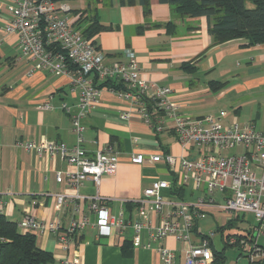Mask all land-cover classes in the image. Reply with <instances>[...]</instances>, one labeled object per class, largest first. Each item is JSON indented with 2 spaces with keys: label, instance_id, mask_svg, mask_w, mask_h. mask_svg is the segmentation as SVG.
I'll return each mask as SVG.
<instances>
[{
  "label": "crops",
  "instance_id": "obj_1",
  "mask_svg": "<svg viewBox=\"0 0 264 264\" xmlns=\"http://www.w3.org/2000/svg\"><path fill=\"white\" fill-rule=\"evenodd\" d=\"M74 11L86 8L73 7L76 0H64ZM100 1V0H99ZM104 10H97L100 24L107 28L95 37L96 47L108 56L109 64L122 60L125 49L137 54L141 77L150 85L173 89L172 102L187 117L195 118L211 112L226 110V124H254L264 128V43L248 46L247 40L237 39L216 44L208 32L206 18L180 20L173 9L158 0H149L150 14L144 13L139 0H106ZM12 2L0 0V202L3 214L19 225L26 215H32L46 224H56L58 231L48 229L34 233L37 246L54 257L53 264H160L156 250L136 246L133 231L114 232L109 238L99 239L95 229V216L90 213L88 199L68 202L58 209L56 195L71 193L64 183H58L57 173L65 177L74 170L60 156L39 157L26 149L31 141H54L68 147L75 146L77 137L72 128L71 115L77 112L78 98L70 91L69 80L46 71L33 70V62L23 56L16 33L7 34L5 27L12 19ZM174 22L176 29L169 33L166 24ZM189 65V69H184ZM225 84L213 92L211 82ZM51 98L52 109L41 105ZM66 105L69 111L64 110ZM128 101L119 99L111 89L104 88L99 106L86 116L84 148L90 156L107 146H112L120 156L115 175L104 176L100 186L87 181L80 189L85 197L99 195L114 201L137 200L153 182H176L179 199L196 200L198 193L191 180L184 181L180 157L185 153L177 141L172 122L156 133L137 115L121 119L130 110ZM146 156L172 155L176 164L164 162L135 165L130 162L134 154ZM186 155V154H185ZM171 189L165 195H171ZM175 196V195H173ZM108 204L109 213L117 215L122 210L118 202ZM128 219L139 218L136 205L123 208ZM208 215L225 214L208 209ZM153 224L157 216L147 212ZM246 215L242 217L244 220ZM254 216V215H253ZM90 217L91 225L79 231L68 250L59 243V233H64L74 219ZM198 222V232L200 231ZM197 228V226H196ZM250 227L243 235H247ZM148 239L147 233L142 242ZM197 229L193 242L199 241ZM258 246L264 247V235L250 236ZM237 239H232L233 243ZM131 241V255L123 254V244ZM248 241V240H247ZM231 242V241H230ZM183 260L186 244L168 237L161 243ZM242 253L251 260L245 250ZM259 259V258H258ZM257 259V260H258ZM256 260V261H257ZM241 261V260H240ZM239 262H236L238 264ZM226 264V262H225Z\"/></svg>",
  "mask_w": 264,
  "mask_h": 264
},
{
  "label": "built area",
  "instance_id": "obj_2",
  "mask_svg": "<svg viewBox=\"0 0 264 264\" xmlns=\"http://www.w3.org/2000/svg\"><path fill=\"white\" fill-rule=\"evenodd\" d=\"M12 19L5 27L7 34L16 33L23 56L33 62V70L46 71L69 80L70 91L78 98L77 112L71 115L73 132L77 137L75 146L68 147L54 141H31L26 149L39 157L60 156L73 168L65 177L57 173L58 183H64L71 193L56 195L57 207L62 209L68 202L88 199L90 213L95 216L94 227L99 239L109 238L114 232L133 231L132 241L136 246L154 249L160 257V264H213L214 253L209 239L200 238L193 242L197 223L205 219L208 209L233 216L252 214L258 221L254 235H264V128L254 124H226V110L207 113L190 118L180 112L172 102L173 89L150 85L141 77L137 54L125 49L122 60L109 64L108 56L98 50L77 27L79 14L64 0H10ZM3 39L0 38V46ZM114 81L122 88L114 91L119 99L128 101L131 109L121 115L129 120L134 115L156 133L166 129L172 122V130L182 151L180 166L184 181L191 180L198 196L194 201L181 200L165 195L171 183L164 180L153 182L145 189L141 198L112 200L99 195L85 197L80 189L87 181L100 186L104 176L115 175L120 164L119 153L107 146L90 156L84 148L85 126L82 120L95 110L101 100L99 86ZM52 109L51 98L41 106ZM64 110L69 111L64 105ZM242 153L224 156V152ZM176 158L172 155L146 156L142 153L130 157L135 165L164 162L174 167ZM118 202L122 210L117 215L109 213L108 204ZM132 203L138 209L137 220L128 219L124 207ZM0 202V214H3ZM147 212L154 213L158 224H153ZM91 225L90 217L74 219L64 233H59V243L65 250L73 242L74 234ZM56 224H46L32 215H26L18 225L22 233H36L43 230L58 231ZM147 233L148 239L142 242ZM168 237L186 244L183 260L178 262L175 250L155 243ZM236 242V240L234 241ZM239 245L248 254L251 262L264 257V252L255 239H241ZM258 259V260H259ZM64 264H72L66 261ZM264 264V263H263Z\"/></svg>",
  "mask_w": 264,
  "mask_h": 264
},
{
  "label": "trees",
  "instance_id": "obj_3",
  "mask_svg": "<svg viewBox=\"0 0 264 264\" xmlns=\"http://www.w3.org/2000/svg\"><path fill=\"white\" fill-rule=\"evenodd\" d=\"M161 4H167L172 7L174 17L180 20L206 18L208 21V32L216 44L237 39L247 40L248 46H255L264 43V0H158ZM100 3V1L98 0ZM133 4V0L131 1ZM144 8L146 16L150 14L149 0H139ZM250 4L251 6H248ZM97 9L91 10V7L84 11H74L79 14L77 27L83 31V34L96 44L95 37L107 28L100 24L95 14ZM167 31L172 33L176 29L174 22L165 25ZM184 69H189V65H184ZM225 84L220 82H211L210 87L213 92L223 89ZM99 88H108L119 90L122 87L114 81L102 83ZM171 195H179L176 189V182L171 183ZM176 196V197H177ZM181 200L182 197L180 198ZM245 214H236L228 223L218 228L223 232L228 227L234 226L242 221ZM202 239H209L214 253L213 264H225V250L218 252L214 250L212 240L209 236L198 232ZM254 235V229L249 230L247 235L239 234L235 236L236 243L229 244V239L225 242V249L228 246H238L241 239L249 241V237ZM76 234L73 235L75 239ZM252 241V240H250ZM123 254L131 255L132 243L125 241L123 244ZM264 252V247H261ZM54 257L52 253L40 249L36 244L34 233H22L16 222L9 220L4 214H0V264H53ZM264 257L251 264H263Z\"/></svg>",
  "mask_w": 264,
  "mask_h": 264
},
{
  "label": "rangeland",
  "instance_id": "obj_4",
  "mask_svg": "<svg viewBox=\"0 0 264 264\" xmlns=\"http://www.w3.org/2000/svg\"><path fill=\"white\" fill-rule=\"evenodd\" d=\"M98 2V0H76V2L71 3L73 7L77 8H88L91 7V10L95 9L99 11L104 10L103 4H106V0H103L104 3ZM248 6H251L248 4ZM242 153V147L238 148L236 151L224 152V156H229L232 154ZM244 220L237 222L234 226L228 227L223 232L219 231L218 228L225 226L232 216L227 214H218V215H208L205 219L200 220V231L204 232V235H207L211 238L214 250L221 252L225 250L226 264H247L248 258L238 246H228L225 249V242L229 239V244H233L232 239H235L236 235L244 234L245 230L250 227L258 226V221L252 214H245ZM231 241V242H230ZM241 260V261H240Z\"/></svg>",
  "mask_w": 264,
  "mask_h": 264
}]
</instances>
